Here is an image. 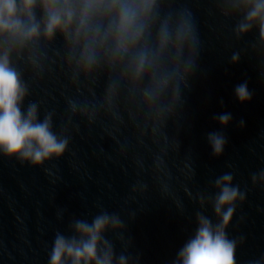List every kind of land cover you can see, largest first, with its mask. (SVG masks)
I'll use <instances>...</instances> for the list:
<instances>
[{"label":"water","instance_id":"1","mask_svg":"<svg viewBox=\"0 0 264 264\" xmlns=\"http://www.w3.org/2000/svg\"><path fill=\"white\" fill-rule=\"evenodd\" d=\"M171 7L192 11L201 51L164 134L149 131L123 94L115 116L98 104L91 123L70 112V98L95 103L102 97L103 77L71 83L59 39L41 56L43 71L13 57L29 85L27 99L39 103L41 118L54 112L57 129L71 139L62 158L41 168L0 156V264H48L55 233L67 234L71 218L90 220L100 207L124 219L120 237L110 239L117 254L130 255L129 264H173L194 231L201 210L196 197L224 172L246 190L227 230L230 238H244L236 264L264 257V181H252L264 170V45L255 32L236 38L240 17L223 0H171ZM233 53L240 56L235 65ZM245 81L252 99L241 104L234 88ZM221 112L232 116L223 129L215 122ZM213 131L227 140L219 157L206 139Z\"/></svg>","mask_w":264,"mask_h":264},{"label":"clouds","instance_id":"2","mask_svg":"<svg viewBox=\"0 0 264 264\" xmlns=\"http://www.w3.org/2000/svg\"><path fill=\"white\" fill-rule=\"evenodd\" d=\"M223 3L240 17L233 27L236 38L255 32L264 45V0ZM58 39L71 83L96 84L103 77L102 97L95 103L70 98V112L91 123L98 104L115 116L123 94L154 134H164L182 104L201 51L192 11L172 8L171 0H0V156L33 168L62 158L71 138L66 129H57L54 112L41 118L39 103L27 99L29 85L13 57L43 71L41 56ZM239 59L233 53L231 63ZM234 96L241 104L252 99L246 81L235 86ZM231 119V113L221 112L215 122L223 129ZM206 139L212 155L221 156L227 143L222 132H209ZM258 179L264 181V170L252 175L253 183ZM233 181L234 173L224 172L198 194L201 210L195 213L194 231L173 264H236L244 238H230L227 230L246 190ZM131 191H137L136 185ZM124 229L120 213L103 207L90 220L73 217L67 234L55 233L48 264H129L130 255L117 254L110 239ZM252 264H264V257Z\"/></svg>","mask_w":264,"mask_h":264}]
</instances>
